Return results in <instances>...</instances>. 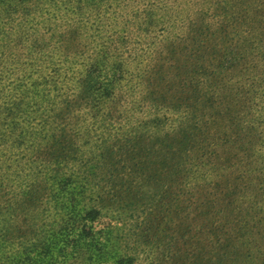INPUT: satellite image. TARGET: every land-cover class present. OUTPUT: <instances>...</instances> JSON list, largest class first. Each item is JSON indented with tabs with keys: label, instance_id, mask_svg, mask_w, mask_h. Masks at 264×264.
<instances>
[{
	"label": "rangeland",
	"instance_id": "1",
	"mask_svg": "<svg viewBox=\"0 0 264 264\" xmlns=\"http://www.w3.org/2000/svg\"><path fill=\"white\" fill-rule=\"evenodd\" d=\"M79 8L48 25L53 30L36 27L37 41L8 35L0 42V84L26 75L69 97L70 130L84 133L65 140L70 148L88 155L106 137L107 165L132 168V186H156L155 196L131 201L119 225L132 264H264V0H107ZM6 22L0 31L10 32L14 23ZM67 28L80 36L47 37ZM36 42L46 45L39 51ZM106 44L117 48L118 75L107 66L95 79L115 92L84 104L75 82L91 90V59ZM20 141L0 137L8 173L25 147ZM147 213L149 222L140 223Z\"/></svg>",
	"mask_w": 264,
	"mask_h": 264
},
{
	"label": "trees",
	"instance_id": "2",
	"mask_svg": "<svg viewBox=\"0 0 264 264\" xmlns=\"http://www.w3.org/2000/svg\"><path fill=\"white\" fill-rule=\"evenodd\" d=\"M106 1L0 0V28L6 21L14 23L10 32L0 31V42L8 35L21 36L24 42L37 41L36 27L43 26L42 33L53 30L51 26L64 22L70 12L79 11V4ZM61 5L65 6L63 16L45 26ZM65 31L73 39L76 34L80 36L67 28L54 30L47 37L60 40L67 36ZM45 45L36 42L39 51ZM116 49L110 44L97 49L88 69L92 79L102 73L100 68L106 73L107 66L113 77L118 75ZM103 59L110 64L100 65ZM104 83L95 79L89 91L85 81L75 82L78 100L90 104L115 92L113 86ZM56 91L26 75L0 84V137L19 139L17 145H25L14 154L17 157L12 163L16 164L9 173L4 164L10 157L6 150H0V264H132L130 248L121 245L126 240L129 244L130 238L119 225L131 210V201L138 196H155L156 186L145 181L132 186V168L107 165L113 149L106 137L96 140L95 151L88 155L81 154L80 149L72 150L65 140L84 133L70 130L67 118L72 102ZM139 174L150 178L143 168ZM123 175L130 178L125 183L121 182ZM114 176L120 181L115 182ZM16 179L22 180L12 191ZM143 183L152 188L146 189ZM16 210L19 215L14 217L11 211ZM103 216L109 221L101 222ZM151 216L147 213L140 223L149 222Z\"/></svg>",
	"mask_w": 264,
	"mask_h": 264
}]
</instances>
